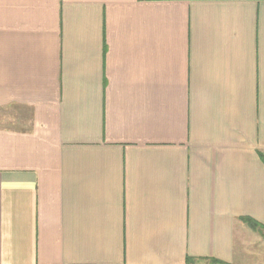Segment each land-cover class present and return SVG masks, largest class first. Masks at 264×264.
Returning <instances> with one entry per match:
<instances>
[{"label": "crops", "instance_id": "1", "mask_svg": "<svg viewBox=\"0 0 264 264\" xmlns=\"http://www.w3.org/2000/svg\"><path fill=\"white\" fill-rule=\"evenodd\" d=\"M246 220L264 0H0V264H240Z\"/></svg>", "mask_w": 264, "mask_h": 264}, {"label": "rangeland", "instance_id": "2", "mask_svg": "<svg viewBox=\"0 0 264 264\" xmlns=\"http://www.w3.org/2000/svg\"><path fill=\"white\" fill-rule=\"evenodd\" d=\"M258 236L257 234L252 238L253 239V247L252 244H249L247 246L246 251L250 250L254 253V257L248 258L247 256L243 257V261L240 262V264H264V231L259 232ZM242 238L239 240L240 248H242ZM249 243L251 240L248 241ZM252 247V248H251ZM198 264H214L212 262H205V263H198Z\"/></svg>", "mask_w": 264, "mask_h": 264}, {"label": "trees", "instance_id": "3", "mask_svg": "<svg viewBox=\"0 0 264 264\" xmlns=\"http://www.w3.org/2000/svg\"><path fill=\"white\" fill-rule=\"evenodd\" d=\"M245 222H246V224L248 225L249 228H251V229H253L255 231H259L261 229H264V226L254 222V221L246 220ZM192 262H193L192 259L187 258L185 264H190ZM211 262L214 263V264H225V263H222V262H219V261H214V260H211Z\"/></svg>", "mask_w": 264, "mask_h": 264}]
</instances>
